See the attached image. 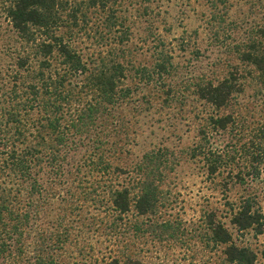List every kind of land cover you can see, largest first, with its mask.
I'll use <instances>...</instances> for the list:
<instances>
[{
    "label": "trees",
    "instance_id": "trees-1",
    "mask_svg": "<svg viewBox=\"0 0 264 264\" xmlns=\"http://www.w3.org/2000/svg\"><path fill=\"white\" fill-rule=\"evenodd\" d=\"M59 8V0H14L7 13L28 50L16 61L18 75L24 76L0 104V264L93 259L91 231L81 230L88 228L81 199L71 193H107L106 209L90 222L97 240L112 248L124 236V218L132 210L137 218L155 215L159 187L154 168L160 166L155 153L143 157L132 188L116 182L123 171L114 166L125 152L121 138L132 128L128 118L149 108L154 98L169 97L172 59L159 51L152 66L132 67L129 78L123 54L96 62L65 40ZM253 8L264 10V3ZM249 31L229 53L238 64L221 81L195 88L197 99L214 113L199 127L190 157L202 165L207 179L224 175V190L230 181L258 179L264 163V23ZM247 91L259 105L258 123L245 115ZM213 133L224 135L225 142L214 146ZM64 193H70L68 198ZM54 201L62 208L48 215L45 207ZM226 217L238 231L262 232V214L250 200L232 207ZM221 218L218 211L203 214L207 237L222 247L224 261L256 264L250 249L233 243ZM71 247L76 254L69 253ZM112 248L106 264H139L125 250Z\"/></svg>",
    "mask_w": 264,
    "mask_h": 264
},
{
    "label": "rangeland",
    "instance_id": "rangeland-1",
    "mask_svg": "<svg viewBox=\"0 0 264 264\" xmlns=\"http://www.w3.org/2000/svg\"><path fill=\"white\" fill-rule=\"evenodd\" d=\"M104 1L59 0L58 15L65 27V40L72 41L86 58L96 62L110 61L117 52L123 54L129 78L134 77L132 67H150L154 56L164 51L172 59L167 78L172 89L168 98H154L149 108L128 118L132 128L127 137L121 138L125 152L114 166L123 171L116 182L132 188L143 157L155 153L160 163L158 169L154 168L159 187L155 215L150 219L137 218L132 210L124 218V236L112 248L97 240V229L90 222L91 216L106 209L107 193H71L81 199L78 204L88 227L81 230L91 231L94 245L93 259L83 264H106L109 248L125 250L139 264H227L222 247L207 237L203 214L211 210L222 215L221 221L233 243L250 249L256 264H264V163L258 179L246 180L244 184L230 181L224 190V175L207 179L202 165L190 157L199 127L214 113L195 96L196 85L217 83L230 67L238 64L229 53L251 28L263 25L264 10L253 7L264 0H109L105 8ZM13 2L0 0L1 105L5 96L12 93L15 81L24 76L18 75L16 61L28 50L8 19ZM146 93L152 96L151 90ZM250 97L251 92L247 91L244 112L251 123H258L259 105ZM140 98L142 94L137 96ZM211 142L222 145L225 136L213 133ZM68 194L64 193L65 198ZM244 200H250L262 214L261 234L238 231L226 217L232 207L237 208ZM61 208L54 201L45 210L48 215H55ZM73 234H78L75 229ZM74 251L71 247L69 253Z\"/></svg>",
    "mask_w": 264,
    "mask_h": 264
}]
</instances>
